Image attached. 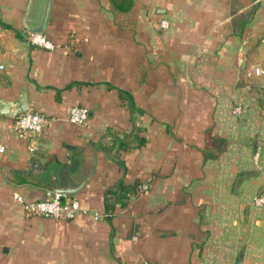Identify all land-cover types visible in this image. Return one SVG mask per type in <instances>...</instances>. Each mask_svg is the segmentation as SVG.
<instances>
[{"label": "crops", "instance_id": "0c3cea01", "mask_svg": "<svg viewBox=\"0 0 264 264\" xmlns=\"http://www.w3.org/2000/svg\"><path fill=\"white\" fill-rule=\"evenodd\" d=\"M43 2L0 0V96L25 87L47 117L24 138L0 113V264H264V0H51L53 49L24 25ZM66 182L87 213L30 216L13 195Z\"/></svg>", "mask_w": 264, "mask_h": 264}, {"label": "built area", "instance_id": "2783aa9c", "mask_svg": "<svg viewBox=\"0 0 264 264\" xmlns=\"http://www.w3.org/2000/svg\"><path fill=\"white\" fill-rule=\"evenodd\" d=\"M163 27L167 26V20H161ZM29 43L35 46H41L47 49H53L55 44L49 39L43 31H29L27 35ZM241 105L237 104L233 112L236 114L241 113ZM89 109L84 105L75 104L69 108L68 119L72 123L83 124L88 120ZM47 124V117L36 110L27 109L24 112H19L14 116L12 124L13 130L24 138H31L38 136L45 128ZM28 150L32 151L35 147L32 144H28ZM3 150V146H0V151ZM146 183L144 187H146ZM17 201L22 205L26 214L41 215L45 217L70 219L78 213H87L90 209L83 207L80 204L79 199L71 192L65 190H56L54 188H46L44 195L41 198L27 200L19 192L13 193ZM253 203L257 207L264 205V194H257ZM94 217L101 216L98 211H92Z\"/></svg>", "mask_w": 264, "mask_h": 264}, {"label": "water", "instance_id": "95a60500", "mask_svg": "<svg viewBox=\"0 0 264 264\" xmlns=\"http://www.w3.org/2000/svg\"><path fill=\"white\" fill-rule=\"evenodd\" d=\"M33 0H29L28 8L30 9V4ZM51 6V0H44L42 13L39 20L36 23H31L27 20L28 14L24 16V25L29 31H42L48 20L49 9ZM29 108L28 99L25 93V87L21 88V92L18 94L16 99H6L0 96V113L7 114L10 116H16L19 112H24ZM78 187L76 184L63 183L59 186H55L56 190H65L71 192ZM242 254L237 258L236 264L241 263Z\"/></svg>", "mask_w": 264, "mask_h": 264}, {"label": "trees", "instance_id": "16d2710c", "mask_svg": "<svg viewBox=\"0 0 264 264\" xmlns=\"http://www.w3.org/2000/svg\"><path fill=\"white\" fill-rule=\"evenodd\" d=\"M7 25V24H6ZM8 26V25H7ZM19 31H17L18 33ZM20 34V33H18ZM124 95L127 97V99L129 100L130 106L131 108H135V103L133 100V95L131 92L124 90L123 91ZM145 142V137L142 136H138V142L137 145H141L142 143ZM115 143L120 144V145H124L125 149L131 147V145H129V143L120 141V140H116ZM208 153L205 150V156H207ZM138 185H139V181H136L134 184H125L120 182L114 189H113V193L116 194L117 199L119 200V202L121 204H124L129 196V194H133L136 193L138 190ZM54 185H50V188H54ZM41 198V197H40ZM38 199V198H36ZM28 200V199H27ZM113 202H109V204L107 205V207H110V205L112 206ZM22 206V205H21Z\"/></svg>", "mask_w": 264, "mask_h": 264}]
</instances>
